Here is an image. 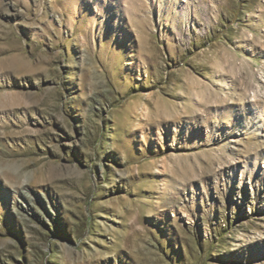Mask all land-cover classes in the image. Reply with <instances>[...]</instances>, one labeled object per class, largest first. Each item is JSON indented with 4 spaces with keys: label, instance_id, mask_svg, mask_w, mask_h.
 <instances>
[{
    "label": "rangeland",
    "instance_id": "1",
    "mask_svg": "<svg viewBox=\"0 0 264 264\" xmlns=\"http://www.w3.org/2000/svg\"><path fill=\"white\" fill-rule=\"evenodd\" d=\"M0 264H264V0H0Z\"/></svg>",
    "mask_w": 264,
    "mask_h": 264
},
{
    "label": "bare ground",
    "instance_id": "2",
    "mask_svg": "<svg viewBox=\"0 0 264 264\" xmlns=\"http://www.w3.org/2000/svg\"><path fill=\"white\" fill-rule=\"evenodd\" d=\"M184 183V182H183Z\"/></svg>",
    "mask_w": 264,
    "mask_h": 264
}]
</instances>
